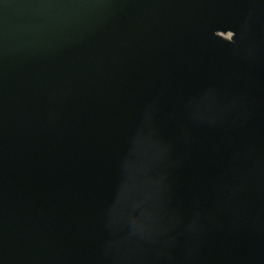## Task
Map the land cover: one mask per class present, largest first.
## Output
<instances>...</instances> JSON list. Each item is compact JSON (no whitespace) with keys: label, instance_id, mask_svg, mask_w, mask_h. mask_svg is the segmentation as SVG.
Masks as SVG:
<instances>
[{"label":"water","instance_id":"95a60500","mask_svg":"<svg viewBox=\"0 0 264 264\" xmlns=\"http://www.w3.org/2000/svg\"><path fill=\"white\" fill-rule=\"evenodd\" d=\"M0 264H264V0H0Z\"/></svg>","mask_w":264,"mask_h":264}]
</instances>
